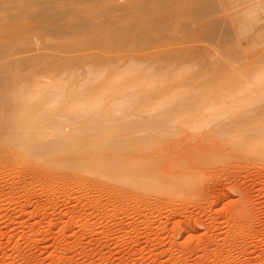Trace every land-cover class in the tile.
I'll use <instances>...</instances> for the list:
<instances>
[{
  "label": "rangeland",
  "instance_id": "obj_1",
  "mask_svg": "<svg viewBox=\"0 0 264 264\" xmlns=\"http://www.w3.org/2000/svg\"><path fill=\"white\" fill-rule=\"evenodd\" d=\"M78 2L0 0V264H264V0Z\"/></svg>",
  "mask_w": 264,
  "mask_h": 264
},
{
  "label": "bare ground",
  "instance_id": "obj_2",
  "mask_svg": "<svg viewBox=\"0 0 264 264\" xmlns=\"http://www.w3.org/2000/svg\"><path fill=\"white\" fill-rule=\"evenodd\" d=\"M73 1H74V0H73ZM78 1H79V0H78ZM78 1L76 0V3H77ZM88 1H89V0H88ZM97 1H98V0H96V2H97ZM91 2H92V0H91ZM93 2H95V0H93ZM76 3H74V5H73V3H72V5L75 6ZM78 3H80V4L82 3L81 5L85 4V2H78ZM77 5H78V4H77ZM81 5H80V6H81ZM90 5H91V4H90ZM73 6H72V7H73ZM83 6H84V5H83ZM83 6H82V7H83ZM85 6L87 7V5H85ZM82 7H81V8H82ZM89 7L91 8L92 6H89ZM108 7H109V6H108ZM119 7H120V6H119ZM127 7H128V6H127ZM75 8L77 9V6H76ZM78 8H80V7L78 6ZM81 8H80V9H81ZM109 8H110V7H109ZM80 9H79V10H80ZM82 9H83V8H82ZM82 9H81V10H82ZM84 9H85V8H84ZM86 9H87V8H86ZM82 11H83V10H82ZM90 11H92V10H90ZM90 11H89V12H90ZM106 11H107V10H106ZM109 11H111V8H110ZM102 12L104 13V11H102ZM90 13H91V12H90ZM104 14H105V13H104ZM75 15H77V14H75ZM80 15H82V12H81ZM83 15L86 16V14H84V13H83ZM83 15H82V16H83ZM92 15H94L93 12L91 13V16L87 13L86 18H88V16L92 18V17H93ZM101 15H102V14H101ZM105 15H106V14H105ZM75 17H76V16H75ZM78 17L80 18L79 15H78ZM91 18H88V19H91ZM76 19H77V18H76ZM84 21H85V17H84ZM86 21H87V20H86ZM38 23H39V22H38ZM38 25H39V24H38ZM40 25H41V24H40ZM49 25H50V24H49ZM35 27H36V25H35ZM39 27H40V26H39ZM43 27H44V26H43ZM26 28H27V27H26ZM36 28H37V27H36ZM48 28H49V26H48ZM53 28H54V27H53ZM53 28H52V29H53ZM29 29H30V28H29ZM33 29H35V28H33ZM33 29H32V30H33ZM26 30H28V29H26ZM30 30H31V29H30ZM32 30H31V31H32ZM9 31H10V30H9ZM9 31H7V32L9 33ZM20 31H22V33H23L24 35L26 34V33H25L26 31H24V32H23V30H20ZM20 31H17V34H18V32H19V35H18L19 37H20V34L22 35V33H20ZM28 31H29V30H28ZM56 31H57V30H56ZM34 32H35V31H34ZM27 33H28V32H27ZM36 33H37V32H36ZM3 34H4V33H3ZM3 34H1V35H3ZM6 34H7V33H5V35H6ZM17 34H13V36H14V35L17 36ZM28 34H29V33H28ZM32 34H33V33H32ZM5 35H4L3 37H5ZM7 35H8V34H7ZM11 36H12V35H10V33H9V36H7V37H11ZM0 37L2 38V36H0ZM7 37H5V38H7ZM19 37H18V38H19ZM25 37H26V35H25ZM21 38H23V37H21ZM34 38H35V37H34ZM2 39H3V38H2ZM2 39H1V40H2ZM23 39H24V38H23ZM1 40H0V41H1ZM11 40L13 41V38H12ZM16 40H17V39H16ZM9 41H10V40H9ZM20 41H21V40H20ZM20 41H19V42H20ZM5 42H6V41H4V43H5ZM37 42H38V40H37ZM37 42H36V43H37ZM4 43H2V44H4ZM7 43H8V42H7ZM12 44H14V43H12ZM15 44H16V42H15ZM4 45H5V44H4ZM4 45H3V46L1 45V46H2V49H3V47L5 48L6 45H5V46H4ZM8 45H11V43L8 44ZM8 45H7V46H8ZM13 46H14V45H13ZM8 47H9V46H8ZM6 49H7V48H6ZM8 49H9V48H8ZM0 50H1V49H0ZM15 50H16V49H15ZM18 50H19V49H18ZM26 50H27V49H26ZM12 51H13V50H11L10 52H12ZM2 52H3V51H2ZM6 52H8V50H6ZM4 53H5V52H4ZM4 53H3V54H4ZM19 53H20V52H19ZM22 53H23V52H22ZM4 55H5V54H4ZM4 55H3V58H4ZM1 56H2V55H1ZM0 58H1V57H0ZM79 137H80V136H79ZM233 139H234V138H233ZM2 142H3V141H2ZM98 143H99V142H98ZM231 143H232V142H231ZM3 144H4V143H3ZM82 144H83V143H81L79 146H80V147L83 146ZM259 144H260V143H259ZM261 144H263V143H261ZM3 146H4V145H3ZM79 146H78V147H79ZM254 146L256 147V144H255ZM254 146H252V147H254ZM80 147H79V148H80ZM102 147H103V146H102ZM33 149H34V148H30L29 150H28V149H22L21 146H19V149H18V151H17V154H18L19 156H20V155H22V156H24V155L29 156V155H30V156H31V155H33V152H32V151H34ZM68 149H69V148H68ZM74 149H78V148H74ZM31 150H32V151H31ZM66 150H67V149H66ZM69 150H70V149H69ZM69 150L66 152L67 154L69 153ZM71 150H73V148H72ZM74 151H75V150H74ZM90 151H91V150H90ZM92 151H93V150H92ZM92 151H91V152H92ZM95 151H99V150H95ZM101 151H103V150H101ZM213 151H214V150H213ZM213 151H212V152H213ZM61 152H62V151H61ZM84 152H85V151H84ZM91 152H90V153H91ZM227 152H228V151H227ZM12 153H13V152H12ZM87 153H88V151H87ZM98 153H99V152H97L96 154H98ZM217 153H218V152H217ZM251 153H252V152H251ZM56 154H57V153H56ZM64 154H65V153H64ZM85 154H86V153H85ZM213 154H215V156H216V152H213ZM213 154H212V155H213ZM230 154H231V153H230ZM256 154H257V153H256ZM14 155H15V154H14ZM65 155H66V154H65ZM94 155H95V154H94ZM114 155H115V154H114ZM231 155H232V154H231ZM233 155H234V154H233ZM15 156H16V155H15ZM52 156H53V155H52ZM52 156H49V157H52ZM54 156H55V155H54ZM57 156H59V154H58ZM57 156H55V157L58 158ZM60 156H61V155H60ZM63 156H64V155H63ZM63 156H62V157H63ZM101 156H102V155H101ZM105 156H106V155H105ZM121 156H122V155H121ZM258 156H259V155H258ZM255 157H256V156H255ZM246 158H247V157H246ZM253 158H254V157H253ZM253 158H252V159H253ZM22 159H23V158H22ZM27 159H28V158H27ZM209 159H210V158H209ZM252 159H250V160H252ZM24 160H25V159H24ZM24 160H23V161H24ZM199 161H200V160H199ZM197 162H198V161H197ZM199 164H200V162H199ZM184 165H186V164H184ZM59 167H60V166H59ZM173 167H174V166H173ZM177 167H179V166H177ZM168 169H169V168H168ZM170 169H171V168H170Z\"/></svg>",
  "mask_w": 264,
  "mask_h": 264
}]
</instances>
